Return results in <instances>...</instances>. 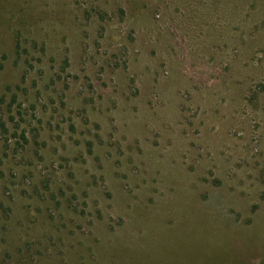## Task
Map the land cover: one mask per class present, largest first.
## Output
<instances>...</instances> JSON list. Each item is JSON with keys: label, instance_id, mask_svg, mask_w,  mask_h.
I'll list each match as a JSON object with an SVG mask.
<instances>
[{"label": "rangeland", "instance_id": "obj_1", "mask_svg": "<svg viewBox=\"0 0 264 264\" xmlns=\"http://www.w3.org/2000/svg\"><path fill=\"white\" fill-rule=\"evenodd\" d=\"M0 264H264V0H0Z\"/></svg>", "mask_w": 264, "mask_h": 264}, {"label": "trees", "instance_id": "obj_2", "mask_svg": "<svg viewBox=\"0 0 264 264\" xmlns=\"http://www.w3.org/2000/svg\"><path fill=\"white\" fill-rule=\"evenodd\" d=\"M122 12V11H121Z\"/></svg>", "mask_w": 264, "mask_h": 264}]
</instances>
